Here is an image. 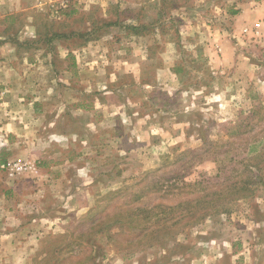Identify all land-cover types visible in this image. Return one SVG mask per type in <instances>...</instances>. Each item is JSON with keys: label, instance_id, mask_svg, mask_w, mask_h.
I'll return each instance as SVG.
<instances>
[{"label": "rangeland", "instance_id": "obj_1", "mask_svg": "<svg viewBox=\"0 0 264 264\" xmlns=\"http://www.w3.org/2000/svg\"><path fill=\"white\" fill-rule=\"evenodd\" d=\"M263 2L0 0V264H264Z\"/></svg>", "mask_w": 264, "mask_h": 264}, {"label": "trees", "instance_id": "obj_2", "mask_svg": "<svg viewBox=\"0 0 264 264\" xmlns=\"http://www.w3.org/2000/svg\"><path fill=\"white\" fill-rule=\"evenodd\" d=\"M128 28L131 29V32L133 34L139 35L141 33V30L146 29L144 26H129ZM62 35H59L58 33H55L53 35L54 39H58ZM261 154H264V150L261 152ZM260 154V155H261ZM250 167L251 166H246ZM255 170L258 172L260 178L264 180V166L262 168L255 167ZM250 177L247 178L245 181H241L240 183H233V184H224L222 185L218 191H214L213 189H208L205 196L195 198L194 200H188L180 202L176 205V208H180L181 205L186 206L185 211H180L177 214L174 213L175 208H166L164 210L160 211H151L149 209H146L144 211L141 208H134L132 210H129L127 213L126 218L128 217L133 222L143 223L150 221L154 218V222L161 223L163 226H172L175 223H170V218H174L176 220L175 222L178 223L180 221H184L183 225L187 224H193L197 221L205 218V216H208L212 214V212L217 211L219 209H222L225 207V203L228 198H230V201L233 198H238L241 194L244 192H251L254 185L259 184L262 180L260 178H257L252 171H250ZM252 183V185H250ZM200 182H195L193 184H185V188H191V189H200ZM184 186V184H183ZM171 189V187H169ZM170 191V190H169ZM168 191V192H169ZM243 198L248 197V195H241ZM222 202V203H219ZM218 204V205H217ZM211 206V207H210ZM159 208L162 207V204L158 206ZM156 207L155 210L158 208ZM209 207V211L205 209ZM204 209V211L201 213V210ZM116 214V213H115ZM117 215V214H116ZM115 215V216H116ZM144 235L141 236L143 238Z\"/></svg>", "mask_w": 264, "mask_h": 264}, {"label": "crops", "instance_id": "obj_3", "mask_svg": "<svg viewBox=\"0 0 264 264\" xmlns=\"http://www.w3.org/2000/svg\"><path fill=\"white\" fill-rule=\"evenodd\" d=\"M239 16L242 18V20H251L257 19L260 21H264V2L261 5H258L256 8L250 9V10H242Z\"/></svg>", "mask_w": 264, "mask_h": 264}]
</instances>
